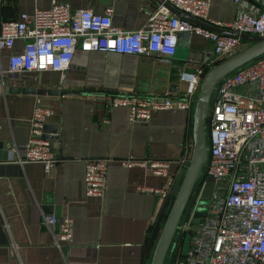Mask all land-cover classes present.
Masks as SVG:
<instances>
[{"label": "crops", "instance_id": "crops-1", "mask_svg": "<svg viewBox=\"0 0 264 264\" xmlns=\"http://www.w3.org/2000/svg\"><path fill=\"white\" fill-rule=\"evenodd\" d=\"M67 1L73 8L90 7L97 12L111 5L113 23L125 30L145 25L160 6L158 0ZM211 1L212 17H234V0ZM50 4L51 0H3L0 19L18 18L23 11ZM26 41L17 39L12 48L1 49L4 68ZM211 47L207 37L192 32L188 46L178 49L171 60L157 54L77 48L63 73L45 70L0 76V264L151 263L191 156L197 96L188 108L159 109L149 121L136 123L129 120L128 106H112L109 98L114 94L182 95L188 83L180 78L181 69L196 70ZM38 88L66 92L43 93ZM37 94L54 109L46 122L51 125L46 135L59 160L50 174L41 162L5 160L10 142L30 137ZM131 155L169 159V173L124 165L122 159ZM91 157L109 159L103 196L88 195L85 190V162ZM140 185L169 188V193L141 191ZM50 213L74 218L73 240L63 248L46 224Z\"/></svg>", "mask_w": 264, "mask_h": 264}, {"label": "built area", "instance_id": "built-area-1", "mask_svg": "<svg viewBox=\"0 0 264 264\" xmlns=\"http://www.w3.org/2000/svg\"><path fill=\"white\" fill-rule=\"evenodd\" d=\"M167 1L221 27L264 35V0H234L236 13L231 19L212 17L211 0ZM112 12L111 5L97 12L90 7L73 8L67 0H51L49 6L23 11L18 18L0 19V51L12 48L17 39L27 40L22 51L9 56L7 68L0 63V76L5 72L22 75L45 70L63 73L77 48L157 54L171 60L180 32L190 31L207 37L212 47L206 51L203 64L196 70L183 68L180 71V78L188 83L182 95L110 96V105L129 107L131 122H147L156 110L190 107L208 69L245 46L243 37L205 27L171 11L163 3L147 23L136 30L115 25ZM53 111L37 94L30 137L10 142L6 161L41 162L46 173L53 172L59 153L45 130ZM207 126L208 157L197 181L196 199L181 219L178 252L171 264H264V53L220 80L210 102ZM108 163L107 157L86 159L84 181L88 195L105 194ZM122 163L149 167L160 175H167L170 167L169 159L157 157L131 155L124 157ZM209 176L214 177L212 195L208 202L202 203ZM138 188L160 191L165 196L169 193V188L151 185ZM201 205L206 207L202 210L206 215L203 221L195 222L193 219ZM45 221L60 248L73 240L71 215L50 213ZM172 247L176 248V242Z\"/></svg>", "mask_w": 264, "mask_h": 264}, {"label": "water", "instance_id": "water-1", "mask_svg": "<svg viewBox=\"0 0 264 264\" xmlns=\"http://www.w3.org/2000/svg\"><path fill=\"white\" fill-rule=\"evenodd\" d=\"M160 3L166 5L171 11L177 13L180 16L186 17L196 23H199L205 27L216 30L218 32L241 36L250 42L239 49L231 56L219 61L208 69L204 75L198 96L196 98L195 111H194V143L189 158V163L186 166L185 173L175 194L174 200L169 208L168 214L165 219V223L157 239L153 256L150 264H164L169 248L172 244L174 236L181 225V219L188 205L192 192L197 184V181L202 173V169L206 163L209 151L208 133H207V115L210 108V102L214 91L220 80L227 74L240 68V66L254 60L264 53V35L240 32L234 29L224 28L199 17H196L185 10H182L167 0H158ZM190 31H182L179 33V41L177 50L181 47L188 46V40L190 37ZM29 90V89H28ZM36 90V89H35ZM39 92L49 93H65L61 88H38ZM51 125L45 124V130H48ZM48 136V135H46ZM209 180H213V176L208 177ZM202 203H206L205 199L201 200ZM205 206H200V211H197L194 221L199 222L204 220L206 211ZM188 238H186V241Z\"/></svg>", "mask_w": 264, "mask_h": 264}, {"label": "rangeland", "instance_id": "rangeland-1", "mask_svg": "<svg viewBox=\"0 0 264 264\" xmlns=\"http://www.w3.org/2000/svg\"><path fill=\"white\" fill-rule=\"evenodd\" d=\"M250 41L248 40V41H245V45H247L248 43H249ZM199 93V92H198ZM198 96V95H197ZM197 98V97H196ZM207 133H209V128H208V126H207ZM186 170V169H185ZM197 186H198V182H197V184H196V186H195V188H194V190H193V192H192V195H191V197H190V200H189V202H188V205H187V207H186V209H185V212H184V214L186 213V211L188 212V210L190 209V207L193 205V203H194V201H195V199H196V195H197V191H198V188H197ZM212 186H213V183H212V181L211 180H209V181H207V183L205 184V186H204V191H203V194H202V196H203V199H205L207 202H208V198L212 195ZM197 189V190H196ZM201 206H203V205H201ZM184 214H183V216H184ZM182 216V217H183ZM182 221V220H181ZM185 221V220H184ZM180 234V233H179ZM178 231L176 232V234H175V236H174V239H173V241H172V244H171V246H170V248H169V251H168V253H167V256H166V259H165V262H164V264H171L172 263V260H173V258H174V256L176 255V253L178 252V244L180 243V238H178ZM179 237H180V235H179ZM187 238H189V236H187ZM176 242V248L175 249H173V247H172V245H173V243H175Z\"/></svg>", "mask_w": 264, "mask_h": 264}, {"label": "trees", "instance_id": "trees-1", "mask_svg": "<svg viewBox=\"0 0 264 264\" xmlns=\"http://www.w3.org/2000/svg\"><path fill=\"white\" fill-rule=\"evenodd\" d=\"M245 41H248V40H246V39H244ZM183 178V177H182ZM182 180V179H181ZM181 180H180V183H181ZM180 183H179V185H180ZM179 187V186H178ZM178 190V189H177ZM177 190L175 191V193H174V195H173V197H172V199H171V202H170V206H171V204H172V202H173V200H174V197H175V194H176V192H177ZM170 206H169V208H170ZM168 211H169V209L167 210V214H168Z\"/></svg>", "mask_w": 264, "mask_h": 264}]
</instances>
